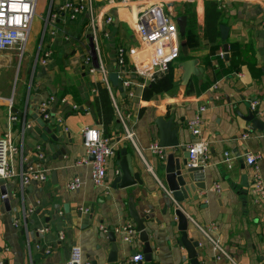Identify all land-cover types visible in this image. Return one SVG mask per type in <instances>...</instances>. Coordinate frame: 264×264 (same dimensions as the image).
<instances>
[{"label": "crops", "instance_id": "obj_1", "mask_svg": "<svg viewBox=\"0 0 264 264\" xmlns=\"http://www.w3.org/2000/svg\"><path fill=\"white\" fill-rule=\"evenodd\" d=\"M63 1L50 0L49 8L56 10ZM203 1L193 0L192 4L174 1L171 5L179 17H186L187 23L186 8L194 7L197 39L196 45L189 47L178 33L180 59L164 73L174 84L171 92L143 101L141 80L131 77L136 86L135 97L127 100L109 82L115 123L110 127L108 139L115 154L107 168V188L93 186L92 158L86 155L81 136L85 127L100 129L94 109L91 113L85 106L90 102L93 108L94 85L101 82L100 73H90L89 66L84 64V58L91 54L90 47H85L90 39L86 18L79 16L69 21L66 14L60 13L58 21H50V28H55L57 34L46 35L43 41L51 50L45 66L36 62L41 38L34 39L33 49L20 63L16 49L0 51V136L10 130L12 138L19 142L24 132L26 156L32 159L34 147L40 145L48 173L45 183H31L23 188L15 181L0 180V192L1 189L5 192L7 200V205L0 201V264H65L71 247H79L83 260L90 264H106L111 247L108 230L128 223L135 229L129 216L130 204L139 218H145L151 248L150 261L140 264H189L186 251L178 245L180 232L172 215L175 205L166 189L161 162L149 151L150 145L157 143L156 117H174L179 127L178 140L185 153L166 151L173 152L176 160L188 163V144L201 141L208 149L206 163L194 167L192 180L187 179L181 188L182 203L178 205L188 220V239L199 243L198 262L264 264V196L253 193L250 169L244 161L247 153L259 156L257 165L264 186V135L245 120L251 112L250 102L258 100L259 118L264 122V0H216L222 3L221 25L228 28L227 60L220 33L217 39L220 46L216 54L221 67L214 57L206 65L209 44L203 40ZM105 2L93 0L96 9ZM111 13L114 21L110 37H98L94 52L108 74L116 70V47L123 46L129 51L137 48L130 15L124 9ZM231 44L240 47L239 56H230ZM182 58L197 60L199 78L191 76L186 83L181 80L178 65L185 61ZM12 92L11 112L15 110L12 113L17 120L9 127L8 98ZM49 95L73 102L79 111L63 114L62 125L55 120L44 122L37 106ZM201 106L205 111L201 115L200 136L194 137L186 122ZM58 111V106L54 107L53 114ZM126 117L135 146L124 138L122 120L126 121ZM26 125L28 129L24 128ZM244 134L248 138H242ZM120 149L131 155V166L140 183L112 190L115 171L120 170L119 162L124 159L117 158ZM147 167H151V173ZM74 179L79 180L80 186L70 191L66 186ZM214 184L219 186L217 193L213 191ZM22 206L31 208L33 213L27 217L25 227L15 228L12 220L20 218ZM43 228L47 231L39 233ZM100 228L106 229V233ZM58 232L63 233L64 240L57 239ZM115 235L119 242V263L127 264L132 251L135 256H143L137 233L131 243L122 242L121 234ZM211 240L218 243L223 255L214 250ZM47 246L52 251L44 255Z\"/></svg>", "mask_w": 264, "mask_h": 264}, {"label": "built area", "instance_id": "obj_2", "mask_svg": "<svg viewBox=\"0 0 264 264\" xmlns=\"http://www.w3.org/2000/svg\"><path fill=\"white\" fill-rule=\"evenodd\" d=\"M38 0H0V51L17 50L20 58L24 55L25 46L28 42L32 22L36 14ZM178 4H192L193 0H106L105 4L96 9L93 0H64L63 3L54 10L49 8L47 17L43 24V32L38 47L36 62L45 66L51 56V50L43 41L45 36L54 37L57 34L55 28H50V21H58L60 13L66 14L69 21L79 16H84L87 20V30L90 32V41L93 42L94 50L84 58V64L89 66V72H99L102 83L109 91L108 73L103 69L99 58L94 53L97 51V38L109 39L110 28L113 26L114 18L111 11L124 9L130 15L132 29L137 41V48L129 51L128 48L118 46L114 50V60L116 65L119 86L122 88V96L127 100L135 97V85L131 77L141 80V88L153 81L154 75L167 72L169 66L180 58V39L176 18L180 15L172 8L173 2ZM175 4V3H174ZM44 44V45H42ZM94 54V55H92ZM223 57V53H219ZM130 56V57H129ZM214 87V86H213ZM215 88V87H214ZM8 125L16 121V116L11 112L13 104L12 96L8 98ZM58 106L59 111L53 114L54 107ZM258 100H252L249 104L251 112H255L257 117L261 115L258 110ZM37 111L41 119L46 123L55 120L59 125L63 124V114L75 113L79 107L65 98H58L49 95L41 100L37 106ZM205 111L203 106L199 107L195 116L186 122V127L194 137L200 136L202 124L201 115ZM122 120V119H121ZM128 117L122 120L124 138L133 146L134 133L128 128ZM24 128L28 129L26 125ZM9 129V128H8ZM23 134L19 142L12 138L10 130L0 136V180L3 182H17L20 188L31 183L42 184L48 179V173L43 166L44 150L40 145L34 147V157L28 158L24 152ZM83 147L87 156L92 158L91 182L96 188H107V168L109 161L115 154V148L108 138L104 137L98 127L88 126L81 131ZM242 138H248L244 134ZM149 151L163 161L166 151L159 148L157 143L149 147ZM188 166L194 168L197 165H204L207 160V146L203 142L191 143L186 146ZM259 156L247 153L244 156L245 164L250 169L252 191L259 197L264 196V186L257 165ZM151 173V167L146 168ZM119 171H115L118 176ZM80 182L77 179L67 184L70 191L78 189ZM214 192H219L218 184L213 186ZM6 200V194L0 192V201ZM33 213L31 208L25 209L22 206L20 218L12 220V226L22 228L26 226V219ZM104 233L106 229L100 228ZM47 228H43L39 233H45ZM115 234H121L124 243H131L136 235L131 224H126L121 228L114 229ZM57 239L64 240L62 232H58ZM214 250L219 255H223L218 243L211 240ZM52 251L51 246H47L44 255ZM143 256L131 257L127 264H140ZM65 264H90L82 258L79 247H71L69 256Z\"/></svg>", "mask_w": 264, "mask_h": 264}, {"label": "water", "instance_id": "obj_3", "mask_svg": "<svg viewBox=\"0 0 264 264\" xmlns=\"http://www.w3.org/2000/svg\"><path fill=\"white\" fill-rule=\"evenodd\" d=\"M176 24L178 27V33L181 37L185 34V29L187 25L186 17L176 18ZM220 39L224 41L222 50L224 52V59H228L227 49L228 45L225 43L228 37V28L224 25L219 26ZM90 41V40H89ZM91 42V41H90ZM184 45V42L182 43ZM90 50L93 52V44L90 43ZM94 55V54H92ZM196 59H189L179 63L178 67L182 71L181 80L186 83L190 80L191 76H196L199 78V73L197 72ZM264 72V69H263ZM109 82L112 88H116L120 93H122V88L118 85V76L117 73L111 72L108 74ZM86 107L89 108L90 112L93 113V108L90 105V102H86ZM15 113V110H12ZM20 115V114H18ZM250 123L253 130L258 131L264 135V122L257 117L255 112H249L245 119ZM155 125L157 128V144L160 149L163 151L172 150L177 151L181 150L185 153V148L179 144L178 132L179 127L174 121V117H169L167 119L163 117L155 118ZM173 152L167 153L166 157L161 163V169L164 171V181L166 184V189L170 193L171 199L175 205L172 215L176 221L177 229L180 232V238L178 245L186 251L189 264H200L198 262V253L196 250L199 248V243L194 242L187 237V226L188 220L186 216L182 213L180 205L182 203L181 188L185 185L186 180H192L193 173L196 172L195 169L190 168L186 160L179 161L174 158ZM121 156L124 159H121L119 162V174L113 180L111 184L112 190L125 189L132 186L134 183H140L139 175L134 173L131 166V155L127 154L125 149H120L117 154V158ZM187 156V153H186ZM1 193L5 192L1 189ZM7 205V200L3 201ZM129 216L134 223L135 232L138 234V240L143 245L142 254L143 261L149 262L151 259V248L148 242V235L145 231L144 223L145 218H139L138 214L134 210V207L130 204L128 206ZM108 242L111 244L110 252L106 259V264H124V261L118 262V247L119 242L114 233V229L110 228L107 233ZM129 256L134 257L135 252L132 251L129 253ZM93 264H96L95 262Z\"/></svg>", "mask_w": 264, "mask_h": 264}, {"label": "trees", "instance_id": "obj_4", "mask_svg": "<svg viewBox=\"0 0 264 264\" xmlns=\"http://www.w3.org/2000/svg\"><path fill=\"white\" fill-rule=\"evenodd\" d=\"M222 3L216 0H204L203 1V40L209 44V51L206 57V65L209 66V59L214 57L218 67L219 55L216 54L219 50V44L217 39L219 37V26L222 24L220 20L222 17ZM186 15L188 16V23L183 41L186 46L193 47L196 45V15L193 6L186 8ZM249 48V47H248ZM247 48V49H248ZM240 47L238 45L231 44L229 46V54L231 57L240 55ZM180 59V58H179ZM186 58H182V60ZM222 70V69H221ZM222 74V73H221ZM215 78L211 79L213 83ZM95 95L93 96V109L97 125L101 129V133L104 137L110 138L112 127L115 123V109L112 104V99L107 88L100 82L94 85ZM174 89V84L168 74L158 73L154 75L153 81L145 85L142 89L141 99L143 101H149L155 96L162 93L171 92ZM189 93V89L187 90Z\"/></svg>", "mask_w": 264, "mask_h": 264}, {"label": "rangeland", "instance_id": "obj_5", "mask_svg": "<svg viewBox=\"0 0 264 264\" xmlns=\"http://www.w3.org/2000/svg\"><path fill=\"white\" fill-rule=\"evenodd\" d=\"M47 3H48V5H47ZM43 4H44V6H43ZM49 4H50V0H38L37 1L36 14H35V17L33 19L29 39H28V42H27V44L25 46V50H24L25 55H23V57L20 58V56H19L20 52H19L18 57H17L19 60V63L23 62L25 60L26 55L30 52L31 49H33V46L35 45L33 41H35L37 38H41L42 32H43V24L45 22V18L47 17V13L49 11ZM90 43L93 44V42L88 41L87 45L85 47L90 46ZM172 64H174V63H172Z\"/></svg>", "mask_w": 264, "mask_h": 264}]
</instances>
